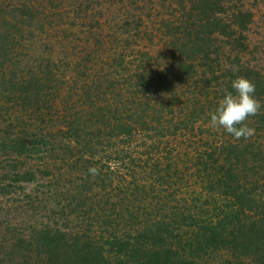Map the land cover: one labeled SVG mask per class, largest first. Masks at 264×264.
Masks as SVG:
<instances>
[{
    "label": "trees",
    "instance_id": "1",
    "mask_svg": "<svg viewBox=\"0 0 264 264\" xmlns=\"http://www.w3.org/2000/svg\"><path fill=\"white\" fill-rule=\"evenodd\" d=\"M103 1L1 4L0 92L14 40L38 32L53 44L31 73L2 88L23 94L18 102L35 116L6 122L1 184L36 182L46 190L27 201L68 217L38 231L37 248H27L33 263L60 264L69 244L59 228H73L88 207L80 218L91 223L78 218L80 235H69L79 264H215L211 252L223 264H264V107L244 121L255 128L248 139L210 124L238 76L255 83L264 105V69L253 61L264 46L249 36L255 11L247 0H119L127 4L115 11ZM66 17L73 30L54 38L49 31ZM145 36L159 49L139 47ZM99 63L107 70L96 71Z\"/></svg>",
    "mask_w": 264,
    "mask_h": 264
},
{
    "label": "rangeland",
    "instance_id": "2",
    "mask_svg": "<svg viewBox=\"0 0 264 264\" xmlns=\"http://www.w3.org/2000/svg\"><path fill=\"white\" fill-rule=\"evenodd\" d=\"M9 1L10 0H0V19H1V4L7 5ZM17 1L18 0H14L13 5H11L13 6L12 9H16L18 7ZM102 4L103 6H108V8H110L108 9L109 11H115V10H119L121 7H123L127 3L126 2L119 3V0H104ZM246 5L251 7L253 11H255L256 13L255 21L252 24V30L249 31V36L251 39L250 41H252L254 44L258 43L260 47L264 46V0H247ZM143 6L144 7L142 8L146 16H152V8H153L152 5L149 4L148 6V4L145 3ZM71 18L73 21L76 20L74 15H72ZM67 19L68 17H66V22L61 28H59L56 31H53V29L49 31L50 33H53V35L55 36L54 38L58 37L56 36V34H58L57 32H59L60 30L64 28L68 32H71L73 30V27L69 25L70 22H67L69 19L68 20ZM77 21L79 22L81 20H77ZM146 24L149 26L153 25L152 22L149 23L148 21H146ZM25 37L27 38V40L20 39L19 46L16 45L18 41L14 40L15 48L13 49V45H14L13 44L12 48H10L11 51L8 52L9 60H10L9 62L10 68L6 70L8 72H6L5 75L3 73L1 75L0 137H1V134L4 133V130L8 129L7 125H5L6 122H9V121L13 122V120H16V119L17 120L24 119L27 123L31 121L33 123L34 120L31 118L35 116L32 112V109L30 108L26 109L28 108L27 106H24L21 102H18L21 95L23 94H20L19 92L16 91L15 94L12 95L10 90H8V92H10L11 94L10 93L3 94L2 88L4 86H8V85L10 86L9 84L10 81L14 79L17 80L16 78L17 73L18 74L31 73L33 68L36 65H38V63L41 60L48 58V56H50V54L52 53L50 46L53 44L52 42L48 41L44 33L34 32L33 36H29L26 34ZM9 38H10V41L13 43L12 37H9ZM142 38L143 39H140L138 41L139 47L140 46L142 48L149 47V48H153L154 50L159 49V45L156 44L155 40L149 41L148 37L146 36ZM56 52L57 50L55 49L54 53ZM258 54H259L258 57L255 60H253L252 58V60L260 64V66L264 69V51L258 52ZM3 56L4 54L1 57ZM71 59L72 58L70 57L69 60ZM106 65L107 64L99 63L96 71L100 69L107 70ZM13 74L15 75L14 78H13ZM93 75L94 74H91L90 78ZM66 77L69 81H72V80L75 81L78 79V77L75 74H67ZM84 80L86 82L89 80V78L88 79L85 78ZM56 128L57 127L53 125L52 132H56L54 131ZM95 138L98 139L99 137L96 136ZM107 140L108 139H105L104 142H107ZM147 141L149 142V140ZM62 142L66 144L68 142V139H64ZM162 146L163 145L161 146L159 145V149H158L159 155L164 153V149ZM100 148L102 149V146ZM3 164H6V163L4 162ZM60 164L63 165L64 162ZM0 168H1V163H0ZM66 169L69 170V168H66ZM0 181H1V170H0ZM4 183H6V180L4 181ZM20 185L22 186V188L15 187V186L7 187L6 185L1 184L0 182V264H34L33 259H35V253L33 254L32 252H29L27 248H37L36 240L39 237H36V236L39 233L38 231L46 230L47 226L48 227L53 226L54 229L53 228L52 229L57 230L55 229L57 228L56 220L60 224H62L64 218L68 219L67 216L65 217L66 214L64 215L62 213L61 214L57 213L56 214L57 216H55V214L52 212L53 207H51V204L50 205L48 204L47 207H43L41 206V204L39 206H35L32 203H29L27 201L26 199L27 194L35 195L40 189L46 190L44 186H39L38 188L39 184H36V182H33V183L22 182L16 186H20ZM131 199L133 200V198ZM88 209L89 208L86 207L79 215L77 216L74 215L72 217V220H73L72 223L74 224L73 228L75 229H73L72 227H65L64 229L59 228L62 232L68 233L67 236L64 237V239H65V243L67 245L69 244L68 246L64 247L66 251L69 252V254L67 255L62 254L63 257H61L60 259V264H77V263L79 264V261L76 260L75 258V254H71L72 249L77 248L76 245H72V242L75 241L73 236H76V234L80 235L79 233L80 230L78 231V228H79L78 226H80V223L78 226L75 225L76 223H78V218H79V221L85 224L84 226H86V224L88 223H91L88 221V219H85L83 221L80 218V217L88 216L86 214L88 212L87 211ZM151 218H153V216H151ZM81 227L84 228L83 226ZM69 235H73V236H69ZM50 238L53 241L52 242L53 245L55 246L57 241H54V239L55 238L58 239V236H55V238L51 236ZM21 239H23V241H21ZM40 242L42 243V241ZM41 245L42 244H40V248H43V250L41 251L40 256L45 262H47L50 256V253L48 251L49 248H47V246L41 247ZM19 248H26L24 249L25 250L24 252L26 253H24L21 257L16 258L17 252L18 251L21 252ZM79 248H84V247L81 246ZM206 257L209 258V260L215 264H223L226 259V257L222 253H217V252H211L210 256L208 255ZM35 264L37 263L35 262Z\"/></svg>",
    "mask_w": 264,
    "mask_h": 264
},
{
    "label": "clouds",
    "instance_id": "3",
    "mask_svg": "<svg viewBox=\"0 0 264 264\" xmlns=\"http://www.w3.org/2000/svg\"><path fill=\"white\" fill-rule=\"evenodd\" d=\"M231 87L235 91L225 93L210 115V124L223 128L236 140L248 139L255 134V128L248 126L244 121L259 113L264 105L256 97V85L250 79L238 76L232 80ZM89 173L96 175L98 169L90 167Z\"/></svg>",
    "mask_w": 264,
    "mask_h": 264
}]
</instances>
